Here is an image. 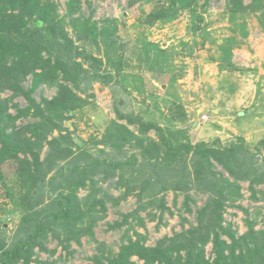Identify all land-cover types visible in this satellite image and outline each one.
<instances>
[{
    "label": "trees",
    "instance_id": "1",
    "mask_svg": "<svg viewBox=\"0 0 264 264\" xmlns=\"http://www.w3.org/2000/svg\"><path fill=\"white\" fill-rule=\"evenodd\" d=\"M138 1L129 0V4ZM184 9L194 16L190 29L204 32L208 26H201L203 18L196 10L197 0L158 3L157 9L141 16V22L166 24ZM262 9L264 0L247 4L243 0H224L222 14L231 24V34L217 47L222 68H236L230 56L232 46L240 42L238 29L240 38H245L246 19ZM78 11L80 0H66L62 14L58 0H0V190L6 189L2 166L6 162L16 166L22 189L20 211L0 207L5 215L16 213L19 218L13 229L8 218H0V264H47L39 258L36 248L53 255L56 249L46 247L51 240L66 250L72 240L78 241L83 235L97 243L91 256L93 264H264V228H255L264 208L257 205L249 211L237 203L244 181L248 183L249 198L264 202V137L256 143L254 152L243 137L190 144L185 141L190 126L182 108L172 111L169 107V116L162 112L155 115L146 111L145 103L135 113L127 93L114 88L116 117L126 122L111 119L101 137L75 139L76 127L70 129L65 123L84 101L94 98L89 90L94 80L110 84L113 77L118 80L121 76L125 89L133 83H129L132 76L145 81L135 70L123 71L125 62L116 53L117 39L112 37L115 26L99 27V21H91L92 12L80 18L75 16ZM100 36L107 49L105 64L85 50ZM208 37L206 33L204 38ZM143 50L146 64L150 62L148 57L155 56L150 67L153 70L169 66L165 48L146 43ZM83 61H91L92 68L83 67ZM29 75L32 83L26 86L24 81ZM41 83L56 86L50 98L34 97ZM4 91L11 94L1 95ZM78 92L85 93L84 97ZM17 96L25 98V106L12 101ZM10 108L16 112H10ZM129 125L135 126L139 134ZM149 129L156 138L148 135ZM54 130L56 135H51ZM108 180L121 189L119 195L114 196L103 185ZM260 185L262 188H257ZM192 189L208 195L197 210L196 224L187 228L183 225L180 231L147 244L146 232H139L133 223L135 220L145 225L140 211L148 206L155 208L159 227L166 213L174 214L167 205V191H173L174 204L183 192L180 209L191 212L195 202L189 192ZM80 190L85 194H79ZM131 194L136 196L135 208L121 212L120 219L108 223L113 230L127 226L114 251L104 241L96 240L93 228L105 217L108 202L118 206ZM236 207L246 214L247 224V231L238 235L224 216L228 208ZM148 216L154 220L156 213ZM185 220L181 215V223ZM210 243L211 253L207 255L206 245Z\"/></svg>",
    "mask_w": 264,
    "mask_h": 264
},
{
    "label": "rangeland",
    "instance_id": "2",
    "mask_svg": "<svg viewBox=\"0 0 264 264\" xmlns=\"http://www.w3.org/2000/svg\"><path fill=\"white\" fill-rule=\"evenodd\" d=\"M65 1L58 0L59 13L61 14L64 13ZM165 1L140 0L137 4L131 5L129 0H80V11L76 12L75 16L79 15L82 18L92 12L91 21H99V27L106 25L111 29L115 26L112 37L117 39L115 40L118 48L116 53L121 54L125 62L123 71L133 73L135 70L145 78V81L142 82L139 80L140 78L132 76L129 82L133 81L131 88L127 87L125 89L120 81L121 76L119 77L120 80L113 77L110 84L103 83L102 80H94L92 87L89 89L94 93V98H90V102L84 101L82 108L77 109L74 112L75 116L66 120L65 125L70 129L76 127L74 137L78 141H83L90 135L101 137L111 119H115L118 123H125V119L116 117L115 106L113 105L116 96L112 91L115 88L124 91L125 94L127 93L128 100L135 113H139L138 111L142 106H145V103L148 105L146 111L150 114L154 112L155 115H159L162 112L166 113L167 116L170 113V111L168 112L169 103L177 104L178 109H183L186 104L188 106L185 107L200 109V111L205 107L208 110L207 114L212 118L207 120L206 123L202 122V124L196 118L185 120L187 123L197 122L196 127L186 129V142H190V144L197 141L210 143L216 138H219L221 142H228V140L235 141V139L243 137L250 147L249 149L254 152V146L264 137V103L262 104L264 86H259L260 88L257 89L256 94L251 89L252 81L254 83L258 80L260 83H264V9L246 19L247 35L245 38H240L241 29H238L237 36L240 42L232 46L230 56L236 68L228 69L221 67L220 58L218 57L220 51L217 48L222 39L231 34L229 30L231 24L228 22L227 16L224 17L222 14L224 0H207L205 5V0H197L196 10L203 18L200 22L201 26H208L201 33H194L190 29L194 16L187 9L179 11L178 15L166 24L141 22V16L157 9L158 3L162 5ZM250 1L243 0L246 4ZM234 27L237 28L238 25ZM67 29L71 32L70 27H67ZM206 33L209 34L208 38H204ZM103 42L100 36L95 43L87 44L85 50L87 54L91 53V56L102 60L105 64L107 49H105ZM146 43H153L167 50L169 66L166 69L160 71V69L153 70L150 68L153 66L151 62H155L154 55L150 59L148 57L150 62L146 64L141 54ZM141 58L142 60H140ZM237 62L240 64L236 66ZM82 65L83 67L92 68L93 64L91 61H83ZM109 71L111 72V70ZM114 78L116 79L115 82ZM171 79L174 80V83H171ZM82 82L85 83L86 81ZM31 83V75H29L24 84L30 86ZM132 85L134 88H132ZM135 87H138V89L135 90ZM176 87L178 90L180 89V93L183 92L190 98L182 100L183 96L177 92ZM55 88L56 86L53 84L41 83L35 90L34 97L37 100H40V97L50 98L55 93ZM251 92H253L252 97ZM10 94L11 91H4L1 95ZM79 94L81 97L85 95V93ZM143 97L148 98L147 101L143 100ZM161 98L163 102L160 100ZM167 99H170L169 103L166 102ZM12 101L18 102L20 106L26 105L23 96H17ZM171 107L174 108V106ZM9 110L12 113L16 112L14 108ZM216 110L217 113H215ZM239 111L244 114L243 117L239 115ZM203 117L201 116L199 119L206 120V117ZM129 128L135 134H139L135 126L129 125ZM56 133L57 131L54 130L51 135H56ZM147 133L149 136L156 138L152 129H149ZM231 133L235 135H231ZM2 166L7 184L5 183L6 189L0 190V207L8 211H20L22 189L17 175L18 172L15 169L16 166L8 162ZM218 168L220 169V167ZM111 182L112 180H108L103 182V185L108 187L114 196L119 195L121 189L111 184ZM241 185L242 197L237 202L238 205L248 208L249 211L256 209L257 205H261L260 207L263 209V201L255 202L249 198L250 192L247 181L242 182ZM257 188H262V185ZM189 192L192 193L195 200L191 204V212L180 209L184 199L183 192L177 196L176 204H174L173 191H167V205L172 208L174 214L170 216L166 213L159 227L156 226L159 215L155 208L148 206L145 210L140 211L139 214L144 218L145 225L141 226L135 220H133V223H135V227L139 232H146L147 244L153 245L156 239L180 231L183 225L187 228L191 224H196L197 210L204 204L208 195L207 193L193 191V189ZM79 194L84 195L85 191L80 190ZM136 204L134 194L121 201L118 206H113L111 201L108 202L105 217L99 219L93 228L96 240L104 241L114 251H117L127 226L113 230L108 228V223L120 219L121 212L126 213L134 209ZM150 212L156 213L154 220H150L148 216ZM181 215L186 217V220L182 223ZM224 216L226 221L233 223L237 235L247 231V224L244 219L246 214L242 212L241 208H228ZM1 217L9 219L8 225L12 229L19 221L16 213L5 215L0 211ZM255 228H264V211ZM129 232L132 233L131 230ZM222 237L227 239L225 235ZM96 246L97 243L90 239V236L83 235L78 241L72 240L66 250L61 247L59 242L51 240L46 247L56 249L53 255L47 252H38L37 248L36 252L41 260L48 262L47 264H93L91 256L95 253ZM67 251H71V253L68 254ZM210 253L211 243L206 245V254L209 255ZM32 257H35V255Z\"/></svg>",
    "mask_w": 264,
    "mask_h": 264
},
{
    "label": "crops",
    "instance_id": "3",
    "mask_svg": "<svg viewBox=\"0 0 264 264\" xmlns=\"http://www.w3.org/2000/svg\"><path fill=\"white\" fill-rule=\"evenodd\" d=\"M237 64H240L239 62H237L236 63V66H237ZM264 86V83L262 84V83H260L258 80H256L254 83H253V81H252V83H251V89H252V91H254V93L256 94V92H257V89L258 88H260L259 86ZM176 90H177V92L181 95L182 94V100L183 99H186V100H188L187 98H190V97H188V96H186L183 92H181L180 93V89L178 90V88L176 87ZM263 90V89H262ZM252 93L253 92H251V97H252ZM172 97H174V96H172ZM263 99H264V96H263ZM162 102H163V99L161 98L160 99ZM169 101H170V99L168 100H166V102L167 103H169ZM264 103V100L262 101V104ZM171 106H174V108H172ZM177 106V104H171V103H169V105H168V109H169V107L173 110V111H175V110H181V109H178V107H176ZM185 106H188V104H186ZM183 107V117H186L187 118V120H188V118H196L197 120H200L199 121V123L200 124H202V122H204V123H206L207 122V120H210V118H212L211 116H209L208 114H207V108H203L201 111H200V109L199 110H196L195 108L194 109H190V107L189 108H187V107ZM170 109V110H171ZM243 111V110H242ZM199 113V114H198ZM215 113H217V110H216V112ZM202 115H206V120L205 121H202V119H199V117L201 118V116ZM239 115L241 116V117H243L242 115H244L241 111H239ZM194 120V119H193ZM189 124V123H188ZM231 135H235L234 133H231Z\"/></svg>",
    "mask_w": 264,
    "mask_h": 264
},
{
    "label": "water",
    "instance_id": "4",
    "mask_svg": "<svg viewBox=\"0 0 264 264\" xmlns=\"http://www.w3.org/2000/svg\"><path fill=\"white\" fill-rule=\"evenodd\" d=\"M196 125H197V122H196V121H192L191 123H189V126H190L191 128L196 127Z\"/></svg>",
    "mask_w": 264,
    "mask_h": 264
},
{
    "label": "built area",
    "instance_id": "5",
    "mask_svg": "<svg viewBox=\"0 0 264 264\" xmlns=\"http://www.w3.org/2000/svg\"><path fill=\"white\" fill-rule=\"evenodd\" d=\"M203 116H204V117H203ZM202 117H203V118H205V117H206V115H202ZM202 120H205V119H202Z\"/></svg>",
    "mask_w": 264,
    "mask_h": 264
}]
</instances>
